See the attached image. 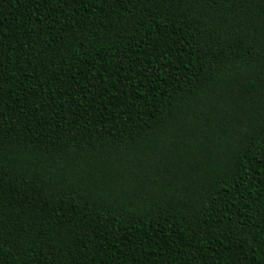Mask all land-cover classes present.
Here are the masks:
<instances>
[{"label": "trees", "instance_id": "obj_1", "mask_svg": "<svg viewBox=\"0 0 264 264\" xmlns=\"http://www.w3.org/2000/svg\"><path fill=\"white\" fill-rule=\"evenodd\" d=\"M0 264H264V0H0Z\"/></svg>", "mask_w": 264, "mask_h": 264}]
</instances>
